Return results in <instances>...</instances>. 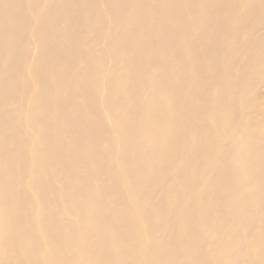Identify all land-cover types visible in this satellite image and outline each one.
Masks as SVG:
<instances>
[{
    "label": "bare ground",
    "instance_id": "6f19581e",
    "mask_svg": "<svg viewBox=\"0 0 264 264\" xmlns=\"http://www.w3.org/2000/svg\"><path fill=\"white\" fill-rule=\"evenodd\" d=\"M0 264H264V0H0Z\"/></svg>",
    "mask_w": 264,
    "mask_h": 264
}]
</instances>
